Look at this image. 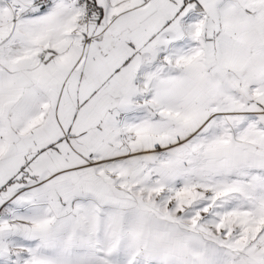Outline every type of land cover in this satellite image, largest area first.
<instances>
[{
    "label": "snow or ice",
    "instance_id": "1",
    "mask_svg": "<svg viewBox=\"0 0 264 264\" xmlns=\"http://www.w3.org/2000/svg\"><path fill=\"white\" fill-rule=\"evenodd\" d=\"M0 264H264V0H0Z\"/></svg>",
    "mask_w": 264,
    "mask_h": 264
}]
</instances>
